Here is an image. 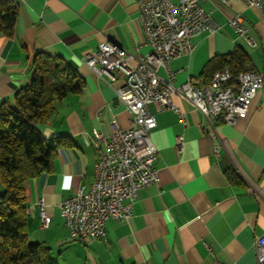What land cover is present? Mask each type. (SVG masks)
I'll return each instance as SVG.
<instances>
[{
    "label": "crops",
    "instance_id": "0c3cea01",
    "mask_svg": "<svg viewBox=\"0 0 264 264\" xmlns=\"http://www.w3.org/2000/svg\"><path fill=\"white\" fill-rule=\"evenodd\" d=\"M13 1L19 7L14 36L0 30V102L31 82L39 52L61 56L85 79L82 91L57 102L52 119L39 124L45 138L60 136L70 144L58 149L49 171L26 181L29 237L49 243L57 264H254L255 241L264 233V86L234 125L208 120L179 94L172 101L184 121L174 109L159 111L151 104L159 180L137 190L131 216L105 222V237L74 240L61 203L79 188H90L98 159L94 141L116 127L128 128L131 117L118 99L123 74L115 71L114 80L98 74L87 55L105 40L133 53L145 54L150 46L138 0ZM202 5L219 28L195 36L193 51L171 60L174 83L202 82L205 64L236 47L246 51L254 71L264 73L262 12L242 0H204ZM236 13L256 46L230 25ZM160 73L170 77L164 68ZM40 198L52 218L47 228L40 226Z\"/></svg>",
    "mask_w": 264,
    "mask_h": 264
},
{
    "label": "built area",
    "instance_id": "2783aa9c",
    "mask_svg": "<svg viewBox=\"0 0 264 264\" xmlns=\"http://www.w3.org/2000/svg\"><path fill=\"white\" fill-rule=\"evenodd\" d=\"M204 0H138L139 19L145 42L150 51L141 54L130 52L110 41H102L98 50L87 55V63L98 74L116 79L115 71L123 74L124 84L118 88V99L130 111V125L126 129L115 128L109 136L96 139L101 143L94 167V180L88 190L83 187L65 198L61 214L70 237L103 238L105 222L131 216L137 190L159 180L154 167L158 149L151 133L157 126L155 104L159 111L171 108L184 112L173 103L172 95L179 94L191 100L210 121L218 118L236 124L238 116L246 114L258 91L264 86V73L253 70L234 75L229 67L217 70L208 82L187 80L175 84V72L170 66L173 58L191 53L192 39L204 31L214 33L218 22L202 5ZM228 4L231 0H217ZM260 10L264 17V0H242ZM230 25L243 35L252 46L257 42L248 32L241 14L230 19ZM136 62V64H134ZM164 68L170 77L160 73ZM178 136L177 144H181ZM42 228L49 227L51 215L38 200ZM72 211H79V219H72ZM257 252L254 264H264V233L256 238Z\"/></svg>",
    "mask_w": 264,
    "mask_h": 264
},
{
    "label": "trees",
    "instance_id": "16d2710c",
    "mask_svg": "<svg viewBox=\"0 0 264 264\" xmlns=\"http://www.w3.org/2000/svg\"><path fill=\"white\" fill-rule=\"evenodd\" d=\"M18 13L13 0H0V30L8 37L14 36ZM33 64L31 82L0 102V264H57L48 244L30 240L26 181L49 171L58 149L70 144L60 136L45 138L39 124L52 119L57 102L82 91L85 79L61 56L39 52ZM223 67L234 75L254 71L249 55L236 47L205 64L202 82ZM227 175L235 177L232 171Z\"/></svg>",
    "mask_w": 264,
    "mask_h": 264
},
{
    "label": "bare ground",
    "instance_id": "6f19581e",
    "mask_svg": "<svg viewBox=\"0 0 264 264\" xmlns=\"http://www.w3.org/2000/svg\"><path fill=\"white\" fill-rule=\"evenodd\" d=\"M94 145L96 147V140L94 141ZM98 150V154H100V147H96ZM72 219H79V211H72Z\"/></svg>",
    "mask_w": 264,
    "mask_h": 264
},
{
    "label": "rangeland",
    "instance_id": "374dc122",
    "mask_svg": "<svg viewBox=\"0 0 264 264\" xmlns=\"http://www.w3.org/2000/svg\"><path fill=\"white\" fill-rule=\"evenodd\" d=\"M37 239V237L36 236H34L33 234H31L30 235V240L31 241H38V240H36ZM49 244V243H48ZM59 251H57V253H58ZM54 260V259H53Z\"/></svg>",
    "mask_w": 264,
    "mask_h": 264
}]
</instances>
